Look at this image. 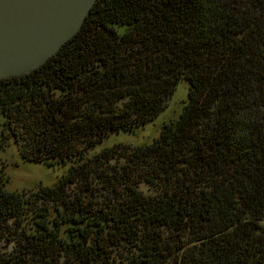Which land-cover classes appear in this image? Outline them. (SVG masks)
I'll use <instances>...</instances> for the list:
<instances>
[{
    "label": "trees",
    "instance_id": "trees-1",
    "mask_svg": "<svg viewBox=\"0 0 264 264\" xmlns=\"http://www.w3.org/2000/svg\"><path fill=\"white\" fill-rule=\"evenodd\" d=\"M183 80L153 144L91 154ZM11 143L69 169L23 193L0 170V264H264V0H97L55 57L0 82Z\"/></svg>",
    "mask_w": 264,
    "mask_h": 264
},
{
    "label": "water",
    "instance_id": "water-1",
    "mask_svg": "<svg viewBox=\"0 0 264 264\" xmlns=\"http://www.w3.org/2000/svg\"><path fill=\"white\" fill-rule=\"evenodd\" d=\"M97 0H0V82L55 57L83 27Z\"/></svg>",
    "mask_w": 264,
    "mask_h": 264
},
{
    "label": "rangeland",
    "instance_id": "rangeland-1",
    "mask_svg": "<svg viewBox=\"0 0 264 264\" xmlns=\"http://www.w3.org/2000/svg\"><path fill=\"white\" fill-rule=\"evenodd\" d=\"M189 100V83L183 80L176 87L167 108L154 120L137 130L113 132L94 149L91 154L117 144L133 147L153 144L161 135L166 123L179 119ZM69 167H49L44 162L25 161L14 143L0 152V170L8 182L6 190L12 193L36 192L40 186L52 187L68 172ZM153 193V192H151Z\"/></svg>",
    "mask_w": 264,
    "mask_h": 264
}]
</instances>
